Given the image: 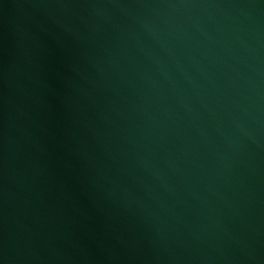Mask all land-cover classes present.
Listing matches in <instances>:
<instances>
[{"label":"water","instance_id":"water-1","mask_svg":"<svg viewBox=\"0 0 264 264\" xmlns=\"http://www.w3.org/2000/svg\"><path fill=\"white\" fill-rule=\"evenodd\" d=\"M0 264H264V0H0Z\"/></svg>","mask_w":264,"mask_h":264}]
</instances>
